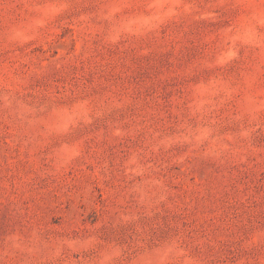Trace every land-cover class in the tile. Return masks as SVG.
Wrapping results in <instances>:
<instances>
[{"label": "rangeland", "instance_id": "rangeland-1", "mask_svg": "<svg viewBox=\"0 0 264 264\" xmlns=\"http://www.w3.org/2000/svg\"><path fill=\"white\" fill-rule=\"evenodd\" d=\"M0 264H264V0H0Z\"/></svg>", "mask_w": 264, "mask_h": 264}]
</instances>
